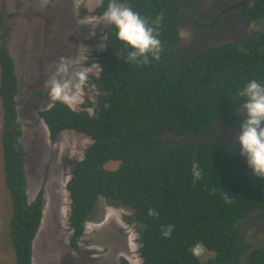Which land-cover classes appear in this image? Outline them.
<instances>
[{
	"label": "trees",
	"instance_id": "obj_1",
	"mask_svg": "<svg viewBox=\"0 0 264 264\" xmlns=\"http://www.w3.org/2000/svg\"><path fill=\"white\" fill-rule=\"evenodd\" d=\"M61 2L69 4L66 0ZM117 2L155 27L162 46L159 60L150 57L147 65L127 63L124 58L129 49L117 38L116 28L106 24L105 47L94 51L92 58L84 62L86 67L98 64L100 68L87 82L96 92L95 99L82 102L80 109L51 102L38 111L51 138L63 130H72L92 139L65 185L70 200V247L79 250L86 221L97 201L105 198L113 200L109 206L123 204L132 210L134 220L141 225V264H240L246 254L248 264H264V246L251 249L241 230L250 214L264 211V178L250 179L245 156L207 137L216 120L227 127L236 124L240 128L244 114L237 112L243 102L239 91L251 80L264 84V29L255 31L247 50L230 45L212 47L200 55L192 53L178 60L179 50L173 45L179 42L180 8L174 0ZM109 3L110 0H102L93 13L101 17ZM61 9L42 13L43 19L38 23L48 30L39 33V46L57 36ZM31 14L32 9L28 17ZM252 15L264 22L260 7ZM3 17L6 18L0 14L2 36ZM32 25L30 22L29 28ZM3 45L0 147L4 185L12 208L8 235L14 264H34L36 234L43 216V190L32 200L26 195L23 122L16 107L22 83L18 82L14 60ZM39 46L30 51L31 66L43 75L47 85L44 71L50 58L41 57L42 53L34 58L41 51ZM32 67L26 71L27 79L34 75ZM43 88L48 94L47 86ZM109 162L116 163V168L105 167ZM193 163H198L203 173L196 183L191 172ZM226 193L231 203H225ZM149 209H155L157 215L149 216ZM168 225L173 226V232L165 238L161 232ZM196 243L212 252L213 257L207 262L194 257L190 249ZM75 261L71 260V264ZM118 264L130 263L121 258Z\"/></svg>",
	"mask_w": 264,
	"mask_h": 264
},
{
	"label": "rangeland",
	"instance_id": "obj_2",
	"mask_svg": "<svg viewBox=\"0 0 264 264\" xmlns=\"http://www.w3.org/2000/svg\"><path fill=\"white\" fill-rule=\"evenodd\" d=\"M61 1L58 4V0H47V3L43 0H5L0 4L1 13L6 16L2 19L5 34L2 36L0 32V45L4 42L13 56L16 74L22 83L16 107L23 122L28 198L32 200L43 190L42 225L39 234H36L38 241L35 245L37 251L34 263L71 264V260H76V264L85 259L77 264H118L121 258H126L130 264H141L138 249L142 227L134 220L132 210L124 208L121 202L123 206H109L108 203L113 202L110 199L100 198L97 201L89 221H86L79 250H74L69 245L70 200L65 185L73 166L83 159L92 139L72 130H63L56 138L50 137L46 125L38 117V111L52 104L48 94L42 90L47 86L43 75L34 72L31 66L30 58L33 53L30 51L38 48L41 41L39 33L48 30L44 24L43 29L42 24L38 23L41 22L40 18L43 19L42 13L52 14L61 7L63 10L61 9L62 12L58 16L57 36L55 34L47 44L40 45L41 51L36 53L34 58L41 53V57L50 58L48 68L44 71V76L48 79L61 57L73 61L74 68L87 72L89 78L91 74H98L100 68L98 64L86 67L84 62L92 58L94 51L105 47L107 36L104 33L106 23L93 13L102 0H66L69 4ZM31 9L33 14L30 18L27 14ZM83 10L87 12L83 13ZM30 22L33 25L29 28ZM73 28H76V31ZM28 67L30 70L32 67L34 75L31 74L27 79L25 74ZM95 96L94 88L86 84L76 92L74 107L80 109L82 102L93 100ZM1 114L0 105V124ZM105 167L116 168V163L109 162ZM10 215V199L4 187L3 175L0 173V264H14L8 235ZM244 231L252 248L264 246V218H257L255 215V219L244 226ZM211 257L213 253L205 249L199 259L207 262ZM247 263L248 255H245L240 264Z\"/></svg>",
	"mask_w": 264,
	"mask_h": 264
},
{
	"label": "clouds",
	"instance_id": "obj_3",
	"mask_svg": "<svg viewBox=\"0 0 264 264\" xmlns=\"http://www.w3.org/2000/svg\"><path fill=\"white\" fill-rule=\"evenodd\" d=\"M4 1L5 0H0V4ZM43 2L47 3V0H43ZM1 11L0 7V14L3 15V12L1 13ZM101 18L106 24L113 25L116 28L117 38L129 49L126 57L124 58L127 63L134 62L137 64L147 65L150 62V57L151 60H159L162 47L161 42L158 39L159 33L155 31L154 26H149L148 22L143 19L139 13L133 11L130 7L121 5L117 2V0H110V3ZM17 79L19 82V78ZM87 82V72L83 70H76L74 68L73 61L61 57L59 62L54 65V70L46 82L50 101L74 107L76 92L84 88ZM238 95L243 98V102L239 104V109L246 110L244 113V119L240 124V134L237 137V141L240 146V154L246 157L247 166L252 170L253 174L257 177L264 178V127H261L262 122H264V84H261L256 80H251L241 91H239ZM88 112L93 114L92 110H89ZM237 112L240 113L239 110ZM0 165V173L3 175L4 182L2 156L0 157ZM191 172L193 183L199 181L203 176L198 163L192 164ZM25 181L26 195L28 196L27 179ZM224 199L225 203H231L227 193L225 194ZM148 215L156 216V210L149 209ZM244 226L241 230H244ZM172 232L173 226L168 225L162 229L161 235L168 238L171 236ZM251 249L253 248L251 247ZM190 252L194 257H200L204 254L205 248L202 244L196 243L191 247Z\"/></svg>",
	"mask_w": 264,
	"mask_h": 264
},
{
	"label": "flooded vegetation",
	"instance_id": "obj_4",
	"mask_svg": "<svg viewBox=\"0 0 264 264\" xmlns=\"http://www.w3.org/2000/svg\"><path fill=\"white\" fill-rule=\"evenodd\" d=\"M180 8L177 18V30L179 42L173 45L178 52V60L192 56V53L200 55L212 47L234 46L247 50L250 38L255 31L264 29V22L253 18L252 11L260 7L264 13V0H174ZM262 16V15H261ZM263 25V27H262ZM244 114L246 110L239 109ZM261 127H264L262 122ZM211 132L207 137L220 142L233 153H240L237 137L240 128L235 124L227 127L223 121H214L211 124ZM205 135V134H204ZM201 139L204 138L202 135ZM188 138H191L188 136ZM224 152L228 149H223ZM246 172L250 179L255 176L250 168ZM257 213V214H256ZM264 218V211L258 210L250 214L245 222L250 219ZM242 228V227H241Z\"/></svg>",
	"mask_w": 264,
	"mask_h": 264
},
{
	"label": "water",
	"instance_id": "obj_5",
	"mask_svg": "<svg viewBox=\"0 0 264 264\" xmlns=\"http://www.w3.org/2000/svg\"><path fill=\"white\" fill-rule=\"evenodd\" d=\"M250 220H251V219H250ZM248 222H249V220H247L244 224H245V225L250 224V223H248Z\"/></svg>",
	"mask_w": 264,
	"mask_h": 264
}]
</instances>
